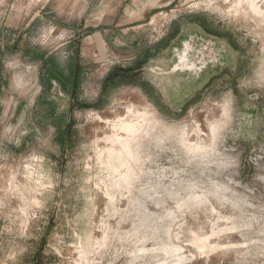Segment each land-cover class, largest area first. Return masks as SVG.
<instances>
[{"label":"rangeland","instance_id":"rangeland-1","mask_svg":"<svg viewBox=\"0 0 264 264\" xmlns=\"http://www.w3.org/2000/svg\"><path fill=\"white\" fill-rule=\"evenodd\" d=\"M114 1L0 0V264H264V0Z\"/></svg>","mask_w":264,"mask_h":264},{"label":"crops","instance_id":"crops-1","mask_svg":"<svg viewBox=\"0 0 264 264\" xmlns=\"http://www.w3.org/2000/svg\"><path fill=\"white\" fill-rule=\"evenodd\" d=\"M135 1L134 0H115L114 2H110L109 4H113L114 5V18L116 17V12L120 11L123 4H127L128 7H132L131 5L134 3ZM148 1H145V4L147 3ZM143 13V12H142ZM144 14V13H143ZM114 36H115V41H118V39H116L117 36H119L118 33H114ZM119 44H121L120 41H118ZM58 88L60 89V87L58 86Z\"/></svg>","mask_w":264,"mask_h":264},{"label":"bare ground","instance_id":"bare-ground-1","mask_svg":"<svg viewBox=\"0 0 264 264\" xmlns=\"http://www.w3.org/2000/svg\"><path fill=\"white\" fill-rule=\"evenodd\" d=\"M254 8V7H253ZM261 12V11H260ZM211 58V57H210ZM178 66H180V63L179 64H177L176 66H175V68H178ZM56 92H58V91H56ZM122 121V120H121ZM120 121V122H121ZM124 122V121H123ZM122 122V123H123ZM130 123H132V122H130ZM128 124H129V122H128ZM133 124V123H132ZM114 125V124H113ZM120 125V124H119ZM116 126V124L114 125V127ZM128 126H130V125H128ZM132 126V125H131ZM123 128V127H122ZM131 128V127H130ZM126 129H127V127H126ZM129 130V129H128ZM117 135V134H116ZM115 138V137H114ZM112 140V139H111ZM120 140V139H119ZM121 140H123V139H121ZM116 141H118V140H116ZM118 144V143H117ZM121 144H122V141H121ZM124 146V145H123ZM120 149H122L121 147H120ZM124 150V149H123ZM122 150V151H123ZM127 150H129V149H127ZM120 152V151H119ZM126 153V152H125ZM123 154V153H122ZM129 154H130V152H129ZM125 155H128V152L125 154Z\"/></svg>","mask_w":264,"mask_h":264}]
</instances>
